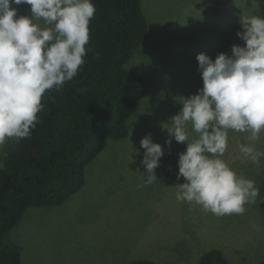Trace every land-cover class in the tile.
<instances>
[{
	"label": "rangeland",
	"instance_id": "rangeland-1",
	"mask_svg": "<svg viewBox=\"0 0 264 264\" xmlns=\"http://www.w3.org/2000/svg\"><path fill=\"white\" fill-rule=\"evenodd\" d=\"M246 2L247 9H237ZM250 2L144 0L150 32L130 63L146 80V95L130 120L137 116V131L110 140L88 165L84 187L64 204L27 211V220L23 218L11 233L24 246L22 264H127L137 258L197 264L213 248L223 250L230 264L261 262L264 158L257 166L240 153L238 146L248 142L247 134L229 131L222 159L238 175L254 180L260 195L243 214L217 217L175 198L173 186L184 182L176 175L187 142L171 138L169 148L164 128L180 111V98L203 87L197 55L204 53L213 60L219 53L231 55L234 44H244L236 35L242 30L240 16H264V0L249 8ZM13 6L18 7V15H30L29 5ZM189 133L197 136L191 126ZM146 135L162 146L164 155L155 169L158 180L138 188L146 180L141 164L145 150L140 146ZM256 147L264 151V133Z\"/></svg>",
	"mask_w": 264,
	"mask_h": 264
},
{
	"label": "clouds",
	"instance_id": "clouds-1",
	"mask_svg": "<svg viewBox=\"0 0 264 264\" xmlns=\"http://www.w3.org/2000/svg\"><path fill=\"white\" fill-rule=\"evenodd\" d=\"M13 5H29L30 15H18ZM95 12L92 0H0V146L30 137L44 94L59 92L81 70ZM239 24L243 46L234 44L231 55L219 53L214 60L198 54L203 87L181 97L180 111L164 124L169 148L171 138L187 142L176 175L184 182L173 186L175 198L217 217L243 214L260 195L254 180L222 159L229 131L247 134L248 142L238 146L245 159L259 166L264 158L256 147L264 133V16L242 14ZM140 146L146 180L138 188L158 180L155 169L164 155L150 135Z\"/></svg>",
	"mask_w": 264,
	"mask_h": 264
},
{
	"label": "trees",
	"instance_id": "trees-1",
	"mask_svg": "<svg viewBox=\"0 0 264 264\" xmlns=\"http://www.w3.org/2000/svg\"><path fill=\"white\" fill-rule=\"evenodd\" d=\"M143 2L92 0L96 12L81 70L59 92L44 94L30 137L0 148V264H22L24 246L11 233L27 211L64 204L84 187L88 165L110 140L128 137L140 124L137 116L130 120L146 95V80L130 63L150 32ZM239 7L247 9V2ZM261 209L264 215V202ZM127 264L179 263L137 258ZM197 264L230 263L213 248Z\"/></svg>",
	"mask_w": 264,
	"mask_h": 264
}]
</instances>
